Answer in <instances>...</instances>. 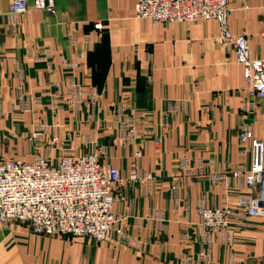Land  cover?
Wrapping results in <instances>:
<instances>
[{"label":"crops","instance_id":"obj_1","mask_svg":"<svg viewBox=\"0 0 264 264\" xmlns=\"http://www.w3.org/2000/svg\"><path fill=\"white\" fill-rule=\"evenodd\" d=\"M9 2L0 0V158L98 151L122 177L135 162L151 179L116 186L113 209L139 248L0 220V264H264V219H231L224 242L204 235L197 211L248 192L232 174L251 164L242 127L264 144V100L248 94L218 22H155L135 15L136 0L18 13ZM229 5V28L264 60V0Z\"/></svg>","mask_w":264,"mask_h":264},{"label":"built area","instance_id":"obj_2","mask_svg":"<svg viewBox=\"0 0 264 264\" xmlns=\"http://www.w3.org/2000/svg\"><path fill=\"white\" fill-rule=\"evenodd\" d=\"M31 8L54 10L53 0H10L9 11L23 12ZM262 19L264 20V5ZM229 0H136L135 15L155 22L196 21L215 19L220 28L217 36L223 46H231L235 59L243 66L247 92L252 98L264 100V60L250 54L246 32L229 28ZM101 27V23H96ZM255 102L245 101L243 109H254ZM40 131L34 132L35 136ZM134 130L130 128L129 136ZM243 142L251 144L249 168H235L232 174L243 176L248 192L239 194L231 203L210 206L201 202L197 211L204 235L212 232L218 241L231 238V219L249 216L264 219V144L249 126L240 130ZM156 143L160 137H155ZM56 137L51 138L55 142ZM140 154L139 150L135 155ZM145 173L135 162L122 177L117 167L105 163L98 151L81 155L62 154L56 162L44 155L32 160L0 158V220H17L44 235L90 237L98 242L112 240L139 248L113 209L118 198L117 185L123 180L130 184L148 182ZM120 193V192H119ZM183 264H188L185 259Z\"/></svg>","mask_w":264,"mask_h":264}]
</instances>
